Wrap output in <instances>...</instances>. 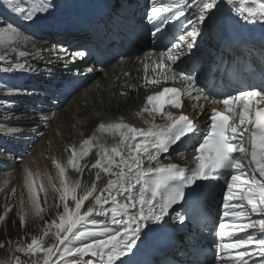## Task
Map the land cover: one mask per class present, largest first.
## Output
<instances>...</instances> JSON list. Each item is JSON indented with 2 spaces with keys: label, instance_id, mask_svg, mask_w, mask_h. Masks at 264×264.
Returning <instances> with one entry per match:
<instances>
[{
  "label": "snow or ice",
  "instance_id": "obj_1",
  "mask_svg": "<svg viewBox=\"0 0 264 264\" xmlns=\"http://www.w3.org/2000/svg\"><path fill=\"white\" fill-rule=\"evenodd\" d=\"M7 3L13 12L20 13L26 20H31L35 13L46 11L49 7L47 3H38L26 10L17 5L15 0H7ZM227 4L234 6L237 14L246 20L259 18L264 21V0H227ZM193 5L196 9V23H201L211 14L212 9L218 7V0H152L148 18L149 20L159 18L161 13H171L172 17H180ZM189 23L192 21L189 20ZM197 35L198 32L194 27L192 31L179 37L181 43L173 45L175 52L169 49L167 53H161V55L166 56L172 63H176L183 54L182 44L191 50ZM19 37V30L11 22L0 26V47L15 43ZM18 55L24 57L26 53L19 51ZM77 55L82 56L83 53H77ZM5 58L6 54L0 55V61ZM15 67L23 68L24 65L17 64ZM4 71H11V68H5ZM177 77L185 82L183 88H164L163 91L146 97L147 104L152 107L149 109L145 106L143 111L161 114L162 118L168 121L164 127L154 125L148 130L137 129L122 120L116 123H101L97 131L118 135L119 139L116 143L109 148L96 137H92L82 141L79 152L73 147L68 164L76 171H82L79 160L86 157L92 147H96L98 149L96 155L99 158L92 164V168L99 170L96 173L97 179H99L100 171L115 177V179H109L104 189L100 190V195H94L97 186L93 182L90 187L84 185L82 194L78 196L77 190L82 187L80 181H68L65 176V167L54 161L59 170L61 185L57 188L52 184L51 178H49V184L54 191L60 193L59 198L64 202L63 213L59 215L58 222L53 220L46 226L41 237L33 236L26 245L21 244L20 247L11 249L33 259L25 261L20 256L13 255L11 258L0 259V264H58L53 262L52 257L60 252V245H63L72 235L78 239L89 234L79 231L77 225L81 221L87 223L86 218L92 216L97 206L107 204L109 199L115 205L111 209L112 223L125 224L124 232L117 231L109 234L106 239H97L92 243L83 244L82 247L74 249L64 247L60 255L63 259L65 255L82 256L91 253L93 256H100L102 264H114V261L132 250L144 221H161L172 205L184 199L185 186L192 185L197 180H219L223 175L221 170H227L230 177L225 180L223 217H231L232 225H226L221 218L218 235L222 239L228 238L231 243L221 242L217 245V260L220 264H250V260L251 264H264V87L259 90L256 88L249 91L241 90L237 95H228L223 100L212 101L217 104L222 103L224 110H212L209 130L202 134V139L193 146L195 155L192 159L195 161V167L186 169L175 163L164 165L158 163L160 152L169 151L170 145L178 146L184 139L190 138L189 134L199 131L198 126L189 116L183 113L174 116L171 112H164L165 104L181 109L182 97H190L194 90L196 80L191 75L172 72L165 79L174 80ZM148 83H159V80H151ZM196 91V99H200L201 96L205 100L208 99L202 89ZM137 136L154 137L151 147L155 149L156 154L149 151V144L146 142L131 143ZM121 146L128 149L127 157L120 151ZM144 153L148 154L150 162V166L146 169L142 167L141 157ZM116 157H119V161ZM152 161H157V166L152 167ZM114 168L119 171H113ZM218 172L220 175H214ZM32 175V172L26 169L29 200L34 213L41 216L43 209L39 203ZM137 185H140L138 197L132 192ZM41 190H43L42 185ZM105 192L107 196H104ZM122 192L128 194L126 200L129 202L122 204L117 200V196ZM158 196L159 200H157ZM90 197L94 199L95 204L81 214V206ZM69 198L74 202V209L67 203ZM154 201L156 203H153ZM232 201L236 202L232 203ZM137 204H139V210L136 215L130 216L127 221L117 219L121 214H126L127 209L137 208ZM146 207L147 211H145ZM4 220L5 217L0 216V222ZM20 222L21 225L25 222L23 215L20 216ZM91 223L102 222L93 219ZM132 224L136 227L132 228ZM237 224L240 226L236 227ZM53 226L55 232H52ZM45 237L54 238L53 242L48 244ZM249 246H256L255 256L258 259H251L253 254L249 252ZM4 247L6 244L0 243V248ZM105 249L108 251L105 252ZM231 249L238 251L232 255ZM225 256L228 257L227 262H225Z\"/></svg>",
  "mask_w": 264,
  "mask_h": 264
},
{
  "label": "bare ground",
  "instance_id": "obj_2",
  "mask_svg": "<svg viewBox=\"0 0 264 264\" xmlns=\"http://www.w3.org/2000/svg\"><path fill=\"white\" fill-rule=\"evenodd\" d=\"M32 1V0H29ZM33 3H29V8L33 7L35 4L38 3H49V0H33ZM71 1L69 0L68 3ZM59 8L58 3L56 2L51 8L48 9V11L55 12L56 9ZM214 9L211 10V12ZM126 12H121L120 15L124 16V20L120 21H129V16L131 13L134 12V9H127ZM38 13V12H37ZM38 15V14H37ZM116 15H112L111 17H114ZM240 15H238L236 18H239ZM34 17V16H33ZM35 18V17H34ZM239 22V21H238ZM224 23H227V20L224 21ZM240 24L247 25L248 23H242ZM4 26V25H0ZM226 26V25H224ZM198 35L194 42L193 48L191 50L187 49L185 46H181V51L183 52L182 55H180L179 58L182 59L181 63L178 65L177 63H172V66L174 69L179 68H195L200 71L199 76H193L196 80V84H198L202 89H209L206 90L204 95L208 96V99L206 100L207 108H202L200 106V103L197 104L195 102H190L188 98H186V101L183 103L184 106L179 109V112L188 111L190 113V116L195 119V117H198V122H203L204 118H207V115L209 114L210 110L213 107H219L224 108L223 104H217L213 103L214 100H223L228 95H237L240 91H234L230 87L225 86L223 84L218 83V79L216 81L211 76V80L208 84H205V79L201 77V73L205 68V63L201 61V58L197 53L202 49V51L208 50L212 46H216L217 42L214 40L213 37V29L209 25H206L204 29H201L200 26L196 28ZM22 33V32H21ZM100 34L96 36H92L93 38L98 37ZM53 37L55 39H58L57 36L54 34ZM90 37V36H89ZM261 40H264V36L261 38ZM57 43V42H56ZM258 46V44H255ZM249 47L246 44L244 46L235 47L236 50L239 48H245L247 50H252L254 47ZM233 46V45H232ZM51 47H54V44L52 46H48L47 44L37 43L33 41L30 37H27L25 35H22L15 41V43L7 46L9 49H16L14 52L23 51L26 53L24 57H20L18 54H15V56H12V53H3L2 55L7 54V56H11V58L16 65L17 64H23V68H17L18 70L15 75H23L27 74L33 70H38V74L34 75L32 77H29L28 85L25 86V88L21 89L19 93V97L23 101V111L16 110L17 105H21L20 101H8L7 103H4V107L11 105L9 109L3 110L0 109V122H8L9 124H12L11 128H8L9 132H13L14 123H21L19 126H21V130L23 133H28L29 141L33 144L30 150H26L27 154L24 155L22 158H24L23 163L15 164L12 161V157L9 156L11 154H5L0 152V157L6 161V166L11 167V169L7 172L9 173H1L0 174V194L2 195V200L5 197V194H9V199L12 201L13 198H16L18 205L21 207L22 215L27 209V206L29 204V197L28 196V188L26 185V169L28 171L32 172V179L35 181V187L36 189H40V191L44 192L45 200L49 202V204L52 206L54 204V201L56 199L55 195L52 192V187L49 184V178H51L52 184L56 185L57 188L61 185V180L58 176V169L56 168L55 162L60 163L62 166L65 167V176L68 181H77L79 180L82 187L77 190V195L79 196L82 194L83 186H91V184L94 182L97 186V190L94 193V195H100V190L104 189V187L107 185L109 179H115L114 176H111L109 174L104 173L103 171H100L99 179L96 177L98 169L92 168V164L95 163V161L99 158L96 155V152L98 149L96 147H92L89 154L84 157L83 159L79 160V165L82 169V171H76L71 165L68 164V160L71 157L72 149L73 147L77 152L80 151V147L82 144V141L85 139H89L92 137H96L101 143L106 144L109 148L118 141L119 136H114L112 133H100L97 131L99 124L105 123H116L120 122L121 120L129 124L137 129H152L153 126H158L160 128L164 127L168 121L162 118L161 114L157 113H149V112H143L141 108H144L147 106L149 109L152 107L151 105L147 104V102L142 98V95L144 93L143 86L139 85L137 81L135 80L134 74L137 72L138 69L141 68H152L155 64V61L151 58L142 59V63H134V60H131L129 62H126L128 67L126 68V74L120 79L105 81L104 80V74L102 70L95 64H93L92 61H83L84 66L86 69H91V80H88V84L86 87H84L81 90H78L75 92L69 100H64L62 102L61 107L56 109L54 111L53 117L49 120V122H41L38 121V116H30L28 119L26 116L29 114V107L37 106L38 108H51L53 105V102L51 97L42 95V101L39 100L40 91L38 92V84H39V78H41L42 75V69L46 66V54L44 52L52 53ZM263 47V45L260 46V49ZM2 47H0L1 49ZM226 51L221 55V59L230 56L233 51H230V48L224 47ZM39 50L43 52H39ZM245 53V50L242 49ZM231 52V53H228ZM260 50L256 53L258 55ZM249 56V53H246ZM195 55V59L193 61L190 60L191 56ZM187 57L186 59L184 57ZM228 58V57H227ZM21 59V61H19ZM145 59V60H144ZM28 61V62H26ZM27 63V64H25ZM258 63V62H257ZM125 65L122 63L120 65V69H122V66ZM126 66V65H125ZM32 68V69H31ZM171 68V67H170ZM82 72V71H81ZM55 72H51V74H54ZM106 73L108 75L109 72ZM83 74V73H81ZM251 74V73H250ZM109 76V75H108ZM54 86L53 88L57 89V87L60 85L59 81L53 82ZM58 83V84H55ZM105 83L106 89L109 91L108 95L110 94V98L108 99L107 95L105 94L104 90L102 89V85ZM183 83H185L183 81ZM2 86L4 84H0V91L1 89H4ZM212 87H214L212 89ZM178 88V86H177ZM53 89V90H54ZM252 88H245L242 89L243 91H249ZM50 88L47 89V92H50L54 95L56 91H53ZM3 93V92H2ZM60 93H63L60 91ZM222 93H226V95H221ZM9 94H16V91L13 90ZM58 99V93H56ZM5 95V94H4ZM8 96V93L5 95ZM41 99V98H40ZM37 104V105H36ZM58 105V104H57ZM175 108L169 109L168 106L165 104L164 112H171L173 115V111ZM178 114V113H177ZM47 116H50V114H46ZM28 120V123H25ZM46 125L44 131L41 130V128ZM41 130V131H40ZM39 131L42 132L41 136L39 137ZM3 132H7V130L3 129ZM18 133H21V131H17ZM154 140V137H142L137 136L135 141H131V143L135 144L137 142H146L149 144V151L153 154L155 153V149L151 147V142ZM1 151V150H0ZM120 151L124 154L125 157L128 156V149L121 146ZM169 153V154H167ZM192 151L187 148H179V149H172L167 152H160L158 154V163L161 164V161H165L164 164H169L170 162L178 164L181 163L180 167H189L191 165H194V161L191 160ZM19 158V157H18ZM143 163L142 167L147 168L150 166V162L148 160V154L144 153L141 157ZM116 160L119 161V157H116ZM15 162L18 161L17 158L14 160ZM151 166L155 167L157 166V161H152ZM89 171V172H88ZM113 171H119V169H113ZM127 171V169H125ZM41 185L43 186V190H41ZM139 188L140 185H137L135 189L132 190L133 194H135L137 197L139 195ZM57 198L60 199V193L56 192ZM14 195L11 197V195ZM150 195V194H148ZM104 196H107V193H104ZM128 196L127 193H121L117 196V200L120 203H127L129 202L126 200V197ZM5 200V199H4ZM159 200V198L157 199ZM10 201V202H11ZM15 201V200H14ZM23 201V203H22ZM8 202V203H10ZM70 208H75L74 202L69 198L67 201ZM154 203V202H153ZM156 203V202H155ZM13 204V203H12ZM64 202L62 201V205ZM95 204V201L92 197L89 198L88 201H85L84 204L81 206L80 212L81 214L87 210L88 207H91ZM31 206V204H29ZM109 207L111 209L115 207V205L112 203L111 199H109V202L107 204H103L102 206H97V210L92 214L91 217L86 218L87 223L84 221H81L79 225H77V229L79 231H83L86 233H90V237L87 240H84L80 242V244L77 247H82L85 243H92L94 240L97 239H106L109 234H114L115 232L119 231L121 233L125 230V224H113L112 223V215L109 211ZM52 209V208H51ZM139 210V204H137V208H129L127 209L126 214H121L117 217V219H121L124 221L129 220L130 216H134L138 213ZM145 211H147V207L145 208ZM158 211V210H157ZM63 213V211H62ZM61 213V214H62ZM28 214V213H27ZM26 216V215H25ZM24 216V217H25ZM27 217V216H26ZM28 219V218H27ZM95 219L98 222L97 224H92L91 221ZM170 220V219H168ZM34 224V223H33ZM132 228L136 227L135 224L131 225ZM161 224L158 221H154L153 225H151V220L144 221L141 224L140 227V233L139 237L141 238L142 242L141 244L136 242L132 249H140L142 246L145 245L147 242V237H151V233L153 235H157L160 233ZM76 231V230H74ZM131 235V232H129ZM87 235V234H86ZM84 235V236H86ZM71 238H76V236L72 235L69 237V240ZM162 238H157L156 242H160ZM68 241V240H67ZM65 241V243H67ZM73 241V240H72ZM67 245V244H66ZM63 245H60V248ZM105 252L108 250L105 249ZM130 252H127L124 256H121L118 260L114 261V264H121V262L128 256H130ZM106 259V256H105ZM53 262H58V264H72V262H75V264H88V262H91V264H102L101 257L100 256H93L91 253H87L84 255H68L67 257H64L63 259H58L57 254L53 257Z\"/></svg>",
  "mask_w": 264,
  "mask_h": 264
},
{
  "label": "rangeland",
  "instance_id": "obj_3",
  "mask_svg": "<svg viewBox=\"0 0 264 264\" xmlns=\"http://www.w3.org/2000/svg\"><path fill=\"white\" fill-rule=\"evenodd\" d=\"M0 25H6V24L0 20ZM19 32H20V36H21V34H22L21 30H19ZM14 50H16V49H9V48H7V46H3L0 49V55H2L3 53H7V54L12 53V56L13 55L15 56V54H18V52H14ZM7 54H6L5 60L0 61V69L1 68H4V69L9 68L6 66H10L11 62H12L13 67H15V65H16V63L11 59L13 57H11L9 55L7 56ZM13 59H15V58H13ZM19 61H21V59ZM26 62H28V61H26ZM25 64H27V63H25ZM1 91H6V90L2 89ZM0 97H1V103H0V109H1V108H3V105L6 102V99H5V97H3L1 95H0ZM69 99L70 98H68V100ZM0 120H1V117H0ZM20 124L14 123V125L17 126V128L14 127L12 129L13 130L16 129V131H21V133H23V131L21 130V126H19ZM45 127H46V125L41 130L44 131ZM40 131H39V137L42 134V132H40ZM26 141L29 142V138H27ZM26 150L27 149H24V151H26ZM9 156H11V155H9ZM15 158L18 159L17 162L14 161ZM23 160H24V158L12 157V161L15 164L23 163ZM165 161H167V160H165ZM165 161H161V164L165 163ZM170 163H172V162H170ZM8 169L10 170L11 167L4 168L3 170L0 171V174L6 173L7 171H9ZM7 173H9V172H7ZM52 192L55 195L56 199L54 201V204L51 206L49 204V202L45 200L46 194H44V192L40 191V189L39 190L37 189L39 203H40L41 208L43 209V212L41 213V216H37L32 209L31 201L28 200L29 204H31V206L28 204L27 209L23 214V216H25V215L27 216V217L26 216L24 217L25 222L23 225H21V222H20V216L22 215V212H20L21 206L18 205V203L16 201L17 199L13 198L11 201L9 199V194H5V197H4L5 200L4 199L2 200L1 199L2 195L0 194V216L5 217V220L0 222V243L6 244V247L0 248V256L1 257H4V256L9 255V254H13L16 256H20L21 259L25 260V261L33 259V257H27V256H24L22 253L11 251V249H14L16 247H20L21 244L26 245L27 243H29L31 241V238L33 236L41 237L43 235V232H44L47 225L51 224V222L53 220H57V222H58V217L63 211V205H62V201L57 198V196H56L57 194L55 193V191L53 189H52ZM13 196L14 195L12 194L11 197H13ZM28 197H29V192H28L27 199H28ZM8 202H10V203H8ZM108 212H111V207H109ZM52 232H55L54 226L52 227ZM50 236H51V233H50ZM89 237H90V233L87 234L86 236L80 237L78 239L77 238H71L70 240L67 241V243L63 244V246L60 248V252H62L64 247L73 248V249L77 248V246L80 244V242L87 240ZM44 239L48 242V244H51L53 242L54 238L49 239V237H45ZM60 252H57V258L58 259H61ZM67 256L68 255H65V256H63V258L67 257Z\"/></svg>",
  "mask_w": 264,
  "mask_h": 264
},
{
  "label": "trees",
  "instance_id": "obj_4",
  "mask_svg": "<svg viewBox=\"0 0 264 264\" xmlns=\"http://www.w3.org/2000/svg\"><path fill=\"white\" fill-rule=\"evenodd\" d=\"M12 256H13V254H9V255H6V256H4V257H1V256H0V259L11 258Z\"/></svg>",
  "mask_w": 264,
  "mask_h": 264
}]
</instances>
